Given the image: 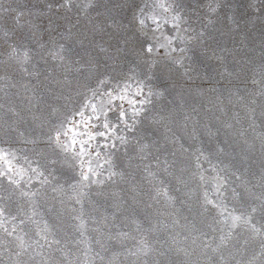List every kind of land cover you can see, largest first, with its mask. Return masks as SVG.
<instances>
[{"label":"snow or ice","instance_id":"1","mask_svg":"<svg viewBox=\"0 0 264 264\" xmlns=\"http://www.w3.org/2000/svg\"><path fill=\"white\" fill-rule=\"evenodd\" d=\"M222 6L230 7L216 3L208 10L216 13ZM57 7L68 13L76 8L79 16L96 5L93 0L83 5L63 0ZM247 7L264 19V0L258 8L254 3ZM19 8L0 3V16L13 21L0 40V91H4L0 186H7L0 195V264H113L119 255L128 264H239L231 245L240 235L236 229L264 239V32L257 63L242 32L232 29L217 36L212 19L199 30L188 25L183 0H120L109 10L116 12L109 16L110 22L92 30L79 28L78 18L74 22L64 16L67 30L59 35L66 43L55 42L52 21L45 28L40 20L43 13L21 24L24 12ZM45 34L52 47L46 46ZM98 35L107 37L106 46L96 42ZM40 62L46 66L43 79ZM176 72L185 83L173 79ZM249 82L255 92L247 89ZM169 86L198 96L210 94L225 116L227 102L233 109L231 118L217 120L225 145L239 151L218 146L206 154L200 147H184L170 135L169 124L175 122L177 110L158 107ZM21 91L28 93L27 104ZM73 96L79 98L75 106ZM48 97L64 103L48 104ZM256 97L260 98L259 125ZM13 98L20 101L19 107ZM39 105L47 106L48 116L35 114ZM237 105L243 117L234 110ZM189 123L185 115L182 126L187 129ZM191 123L189 139L197 140L195 122ZM153 127L160 132L149 139ZM204 127L209 136L214 134ZM257 127L262 131L257 133ZM249 129L255 134L252 140ZM256 139L261 159L258 176L250 173L248 165ZM18 142L26 147H13ZM168 145L176 146L171 159ZM176 172L180 173L176 182L184 190L177 187L174 191L179 195H170L166 178ZM137 173L149 185L146 190L139 181L133 183ZM118 182L129 185L127 199L101 190ZM93 195L103 196L111 212H101L99 219L89 215L95 225L91 229L95 237L89 239L84 204L87 201L91 212L101 208ZM45 207L52 224L43 219ZM181 208L188 214L177 218ZM137 209L144 213V222L137 218ZM65 212L71 221L67 227L73 231H64L68 239L62 244L53 229H64ZM167 217H172L170 222ZM26 224L34 228L25 231ZM128 241H134L131 248ZM69 243L81 246L82 260L69 258ZM113 243L122 252L106 257Z\"/></svg>","mask_w":264,"mask_h":264},{"label":"rangeland","instance_id":"2","mask_svg":"<svg viewBox=\"0 0 264 264\" xmlns=\"http://www.w3.org/2000/svg\"><path fill=\"white\" fill-rule=\"evenodd\" d=\"M63 0H0V3L6 5H13V6H20L19 10L24 12V16L21 19L20 23L24 24L25 21L33 20L38 14L43 13L40 16V20L43 22V26L48 28L49 20L52 21L51 24V36L55 38L56 43H66L65 40L60 38V33L66 32L67 25L63 19L64 16H70L73 21L78 18L80 23L78 25L81 29H88L92 30L96 27H104L106 23L109 21V16L116 15L115 10L109 11L113 4L119 3L120 0H93V3L96 5L94 8H89L87 11L80 12V15L77 16L78 9L73 8L71 13H68L65 9L58 8L57 5L62 3ZM87 0H73L74 4L83 5L86 3ZM184 4L187 5L185 14L188 18V25L197 30L200 29L202 24L207 23L208 19H212L215 21V28L218 29V32L214 34L219 36L220 32H229V30L235 29L236 31L242 32L245 36V43L248 47L253 49V55L256 58V62L259 63L260 57V39L261 33L264 32V19H261V15L259 12H255L249 9L247 6L249 4L254 3L258 8L260 5V0H183ZM216 3H220L221 5H229L230 7H221L217 10L216 13H210L208 10L209 5H215ZM51 5V8H49ZM31 13L32 15H29ZM227 17H231V22L227 19ZM13 21L9 18H5L0 16V40H2V33L5 29L12 25ZM185 25V26H188ZM109 30V29H106ZM75 32L76 29H73ZM110 31V30H109ZM44 40L48 41L47 47H52V42L49 41L48 34L44 35ZM98 44L105 45L108 42L106 36H97ZM3 51L2 45H0V52ZM77 51H80L77 49ZM75 58V57H74ZM208 63H213V61H208ZM52 65L51 58L49 57V66ZM39 67L41 69V79H43L44 75L47 73L44 71L45 65L43 62H40ZM2 74V73H0ZM173 79L177 83H185L183 79L180 77L179 72L174 74ZM35 83V81H33ZM200 83V81H197ZM205 87L207 85H204ZM237 87L244 88V85H240L237 83ZM247 89H251L255 92L254 86L249 82L246 85ZM8 90V89H6ZM9 91L15 92L16 89H10ZM28 93H24L21 91V98L23 99V103L27 104V97ZM14 103L19 107L20 101L13 98ZM48 104H63L64 101H56L54 98L48 97L46 98ZM212 101L211 103L209 101ZM257 103L254 105L256 108V117H257V125L261 123L260 120V98L256 97ZM4 101V91H0V102ZM79 103V98L73 96L72 105L75 106ZM226 104V111L227 115L225 116L222 114L217 107H215V100L210 94H205L203 96L195 95L194 93H189L187 90L181 92L179 88H172L169 86L168 91L164 93V97L159 101L158 107L167 111L168 109L175 108L177 110L178 115L174 118L175 122L169 124L171 128L170 135L174 134L175 137L178 139L180 144H183L184 147H189L192 145L193 147H200L202 151L206 154L213 153L218 146L226 147V151L228 152H238L239 147L233 146L228 147L225 145V134L223 128H221L220 123L217 120L219 117L220 121H224L226 119L231 118L233 109L231 106H227ZM236 112L240 114L241 117L244 116L243 110L237 105L234 109ZM35 114L38 117H46L48 116L49 109L46 105H39L35 110ZM189 117V126L185 129L182 126V121L184 116ZM55 119V118H52ZM195 122V126L197 128V140H190L189 134L192 130V123ZM243 126L247 128V122L242 121ZM205 125L212 130L214 133L212 136H209L206 132ZM220 129L219 132L216 130ZM262 131L260 127H257L256 132L259 133ZM150 135L149 139H156L159 135L160 130L156 128L149 129ZM248 138L250 140L253 139L254 133H252L251 129L248 131ZM256 145V150L248 154V165L250 167V173H255L257 176L259 175V171L261 168V159H260V151H259V140L256 139L254 141ZM41 147L43 145H40ZM13 147L17 148L18 150L24 149L26 146L18 142L13 145ZM31 147V146H28ZM176 147L175 145H168L167 146V153L168 158L171 159V151L173 148ZM242 147V145H240ZM22 154V153H21ZM123 154V149H121V155ZM161 159L165 158L164 153H160ZM225 159V163L228 162L227 158L222 157ZM23 163V161H21ZM207 167V165H205ZM180 175V173L176 172L173 176L166 178V183L169 186V194L170 195H179L174 191L175 188L180 187L181 191L184 190L183 185H178L176 182V176ZM186 175V174H185ZM141 174L137 173L135 180L133 183L137 181L143 186V189L146 190L149 185L144 183L140 179ZM194 186V185H190ZM6 185L0 186V195L5 193ZM129 185L125 183H117L116 185H104L101 187L102 191H107L109 193L115 192L117 195L123 199H127L130 195L128 191ZM96 189H93L95 191ZM259 191V189H257ZM55 195V194H51ZM199 195V190H197V197ZM194 197V201H195ZM92 200L95 201L97 204L101 205L95 212L90 211V206L87 201L84 204L85 210V219L87 223V231L85 232V236L89 239H94L95 233L91 231V229L95 226L91 219H88L89 215L95 216L99 219L101 212H111V208L107 206L103 196H92ZM193 201V202H194ZM51 203L55 205L56 208L61 207L55 200H52ZM161 205H163V201H161ZM74 207L79 208L78 205H73ZM153 207H158L157 205H153ZM177 207H180L179 203L177 202ZM165 211H174V209H164ZM43 219L47 220L49 224L53 223V219L51 214L47 211V207L43 210ZM151 209H146L145 212H151ZM181 214L187 215V211L184 208H181V213L177 214V218L180 217ZM65 226L64 229L54 228L53 231L56 232V238L61 240V243H64L65 237L64 231L71 233L73 230L70 227H67L71 221L67 220V212H65ZM137 218L144 222V213L140 212L137 209ZM172 217H167L166 220L170 222ZM189 219H192L191 215H189ZM117 223H121L119 217L117 218ZM146 223V222H145ZM181 223H184L183 219H181ZM10 227V225H9ZM34 228L33 225L26 224L25 231H29L30 229ZM127 230V229H125ZM179 230V229H177ZM115 231V229H113ZM237 233H240L232 242L231 245L234 246V255L235 260L239 261V264H264V249L261 248V244L264 243V239L260 236H251V234L247 232H243L241 229H236ZM78 235V234H77ZM165 234L163 232L160 233V238L163 239ZM76 236H72L71 239H75ZM134 244V241L126 242V246L131 248ZM95 248V244L92 245ZM69 250V258L75 259L79 258L80 260L83 259L81 255V246L69 243L67 246ZM113 252H122V249L115 245L114 243L110 246L109 251L106 253V257H111ZM131 258H129L130 260ZM113 264H128L125 261L123 255H119L113 261Z\"/></svg>","mask_w":264,"mask_h":264}]
</instances>
